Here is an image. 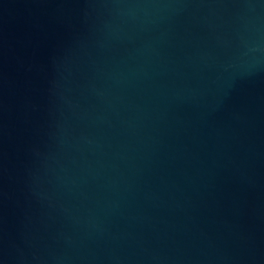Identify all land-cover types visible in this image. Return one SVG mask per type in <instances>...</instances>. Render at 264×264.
I'll list each match as a JSON object with an SVG mask.
<instances>
[{
	"label": "water",
	"instance_id": "water-1",
	"mask_svg": "<svg viewBox=\"0 0 264 264\" xmlns=\"http://www.w3.org/2000/svg\"><path fill=\"white\" fill-rule=\"evenodd\" d=\"M0 264H264V0H0Z\"/></svg>",
	"mask_w": 264,
	"mask_h": 264
}]
</instances>
